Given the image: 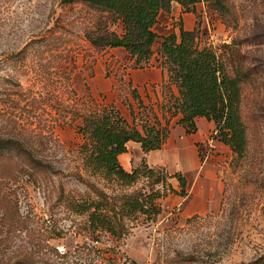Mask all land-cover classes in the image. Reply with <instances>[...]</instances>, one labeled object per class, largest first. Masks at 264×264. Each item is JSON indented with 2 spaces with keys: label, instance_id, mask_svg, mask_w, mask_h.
<instances>
[{
  "label": "rangeland",
  "instance_id": "1",
  "mask_svg": "<svg viewBox=\"0 0 264 264\" xmlns=\"http://www.w3.org/2000/svg\"><path fill=\"white\" fill-rule=\"evenodd\" d=\"M183 13L196 17L198 48L213 51L240 87L248 145L237 168L229 147L214 155L220 205L191 216L170 191L176 179L165 168H152L160 172L157 184L141 177L122 187L83 165L85 114L112 107L129 124L149 114L131 96L137 68L129 55L87 39L97 28L121 35V20L81 0H0V140L22 146L0 145V264H250L264 256V0H206ZM168 16L156 32L169 33ZM182 26L181 19L174 25ZM137 92L168 129L180 125L177 85ZM135 152L119 157L121 166H133L128 173L143 160ZM86 182L114 206L118 239L76 211L99 200ZM153 191L149 213L120 215L125 194Z\"/></svg>",
  "mask_w": 264,
  "mask_h": 264
},
{
  "label": "trees",
  "instance_id": "2",
  "mask_svg": "<svg viewBox=\"0 0 264 264\" xmlns=\"http://www.w3.org/2000/svg\"><path fill=\"white\" fill-rule=\"evenodd\" d=\"M64 2L70 0H63ZM96 8L110 13L115 19L121 20V35L108 28H97L95 34L87 35L88 41L99 49H123L134 60V67L146 66L154 52L152 47L157 39L153 27L160 13L169 15L171 3H178L186 12L188 7L206 0H81ZM114 21V19H113ZM158 55L168 66V82L177 85L180 102L178 121L191 134L196 131L194 120L205 118L216 126L214 139L230 148L233 153V166L239 167L246 158V129L240 115V87L237 81L229 76L224 64L216 54L208 48L200 49L196 45L191 32L179 29L163 39L157 50ZM163 85V84H162ZM131 96L137 101L144 113L140 124H129L112 107L85 114L81 132L85 142L80 147L84 155L83 165L91 174L101 177L107 183H116L122 187L134 185L139 178L145 177L158 183L160 172L149 168L144 161L141 165L126 172L119 163V156L126 153L128 142L140 144L143 153L161 149L169 136L168 123L162 124L153 114L151 108L143 106L135 88ZM176 113V112H175ZM174 113V114H175ZM152 120V121H151ZM11 143L22 148L18 141L0 140V145ZM33 167L41 165L40 161L31 158ZM179 184V191H170L180 197L186 196V180L181 174H174ZM99 200L92 205L77 204L75 209L80 214L89 213L90 225L93 229H101L115 238H119L123 228L116 218L115 208L107 200V196L94 185L86 182ZM152 196H143L135 192L125 194L119 212L121 216H132L136 213L146 214L148 201ZM112 202V201H111ZM91 207L93 211H91ZM106 210L112 215H106ZM250 264H264V256Z\"/></svg>",
  "mask_w": 264,
  "mask_h": 264
},
{
  "label": "crops",
  "instance_id": "3",
  "mask_svg": "<svg viewBox=\"0 0 264 264\" xmlns=\"http://www.w3.org/2000/svg\"><path fill=\"white\" fill-rule=\"evenodd\" d=\"M183 12L185 10L179 4L171 3L170 14L167 17L169 25L167 30L170 29L169 33L167 35L160 34L153 27V31L157 35L152 47L154 54L148 61L147 66L137 69L131 75V83L138 91L141 89L149 90L153 86L158 88V86L167 83L168 75L160 65L161 58L157 50L165 37L172 33L176 36L179 35L180 28L174 27L179 19H181L185 31L191 32L193 30L196 21L195 15ZM162 15L167 16V14L160 13L157 22ZM191 16L194 17L193 20ZM116 50L124 51L120 48ZM129 61L134 63V60L130 57ZM194 123L196 131L191 134L186 133V129L181 125L171 127L168 139L159 150L143 153L140 144L128 142L126 145L127 152L119 156L120 158L127 155L132 156L131 151L135 148L137 163H140L143 158L149 168H165L171 176L181 174L186 180V196L179 198L183 203L182 209L186 216L206 214L219 207L223 185L217 175L213 160L215 154L227 147L222 143L215 142L214 146L217 148V152H211V149H209L211 145L207 143V140L215 132V124L202 117L196 118ZM122 167L125 171H130L133 166L129 164L128 167ZM172 180H175V178H172ZM175 182H171L172 188L179 191V184L176 180Z\"/></svg>",
  "mask_w": 264,
  "mask_h": 264
},
{
  "label": "built area",
  "instance_id": "4",
  "mask_svg": "<svg viewBox=\"0 0 264 264\" xmlns=\"http://www.w3.org/2000/svg\"><path fill=\"white\" fill-rule=\"evenodd\" d=\"M216 132L212 133L211 136L208 138L207 140V143L211 145V148L214 149L215 148V142H217L215 139H214V136H215Z\"/></svg>",
  "mask_w": 264,
  "mask_h": 264
}]
</instances>
